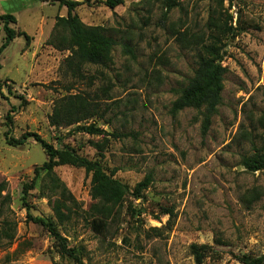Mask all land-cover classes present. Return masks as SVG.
I'll use <instances>...</instances> for the list:
<instances>
[{
    "label": "rangeland",
    "instance_id": "obj_1",
    "mask_svg": "<svg viewBox=\"0 0 264 264\" xmlns=\"http://www.w3.org/2000/svg\"><path fill=\"white\" fill-rule=\"evenodd\" d=\"M69 1L78 3L71 13L83 24L114 39L108 66L67 67L69 51L57 48L54 34L56 18L67 15L61 0H0V14H12L11 27L27 36L0 53V184L10 197L0 224L15 228L11 243L0 241V264H74L27 218L21 200L45 152L32 138L10 146L5 132L14 139L35 133L55 149L98 161L107 174L116 169L114 179L129 190L97 234L89 226L95 202L83 169H53L74 200L62 223L44 172L34 180L30 216L54 222L82 264H196L192 245L205 247L201 264H246L242 256L263 255L264 169L250 172L242 163L264 147V0H123L112 10L103 0ZM2 37L0 24V45ZM206 47L226 71L221 103L202 134L204 109H170ZM74 94L96 103L95 116L51 126L54 102ZM89 126L99 132L81 130ZM147 175L149 186L132 196Z\"/></svg>",
    "mask_w": 264,
    "mask_h": 264
},
{
    "label": "trees",
    "instance_id": "obj_2",
    "mask_svg": "<svg viewBox=\"0 0 264 264\" xmlns=\"http://www.w3.org/2000/svg\"><path fill=\"white\" fill-rule=\"evenodd\" d=\"M123 0H103V4L108 9H114L121 5ZM78 3L69 0H61V5L67 8L66 17H57L54 24V34L58 35L57 48L69 51L65 63L69 69L80 72L85 65H96L106 67L111 62V51L115 45L112 37L105 34L101 26H87L79 18L72 14L71 11ZM170 6V5H169ZM16 19L12 14H0V24L2 25V41L0 53L6 49L16 36H27L24 33H18L11 27L15 24ZM51 42V40L49 41ZM1 69V65H0ZM226 69L221 64V57L214 52L213 48L206 47L203 55H198L197 67L193 75L188 79L187 84L180 90L179 95L171 105V113L177 114L185 108L204 109V120L202 124V134H205L210 124V118L217 112L221 103V93L223 90V75ZM0 84V95H1ZM18 99L21 97H17ZM10 112L15 109L12 107ZM97 105L88 101L82 95H67L57 99L54 102L52 113L49 116V124L55 128H66L82 121L88 120L97 113ZM10 112L6 115V120L11 123ZM81 130L90 134L99 132V129L89 126L81 127ZM6 143L10 146H20L28 138H32L45 152L47 161L40 167L34 169V178L22 188V202L27 210V218L46 229L49 237L53 239L54 245L58 252L74 261V264H82L74 248L67 245V241L56 229L55 223L43 218L31 217L28 211L26 198L28 192L33 189L35 179L39 177L41 171L44 172V189L47 192V198L52 204V212L59 223L67 220L63 210L69 211V204L74 203L73 197L54 174L53 169L57 166H71L83 169L84 173L90 177V196L95 202L91 207L90 228L97 234H104L110 223L118 215L120 205L129 190L118 180L114 179L116 169L107 174L101 164L96 160L77 156L68 149H55L50 144L42 140L35 133H26L19 139L9 137V133L4 134ZM115 137V135H113ZM101 149L99 145H94ZM262 152L255 153L252 157L243 160V166L250 172H256L264 169V147ZM151 182V176L147 175L138 182L132 193V196H138L145 190ZM5 189V183L0 184V211L3 202L10 201L9 195L2 196ZM170 224V220L167 225ZM0 241L6 239L8 243L14 240V224L7 220L1 222ZM204 246H191V252L194 255L196 264H201ZM241 260L246 264H263L264 254L255 259L242 256Z\"/></svg>",
    "mask_w": 264,
    "mask_h": 264
}]
</instances>
